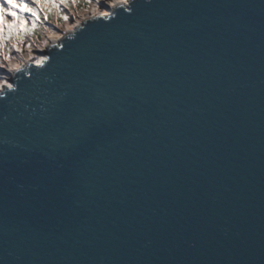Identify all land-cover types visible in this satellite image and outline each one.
Returning <instances> with one entry per match:
<instances>
[{
  "label": "water",
  "instance_id": "water-1",
  "mask_svg": "<svg viewBox=\"0 0 264 264\" xmlns=\"http://www.w3.org/2000/svg\"><path fill=\"white\" fill-rule=\"evenodd\" d=\"M43 54L0 90V264H264V0H129Z\"/></svg>",
  "mask_w": 264,
  "mask_h": 264
},
{
  "label": "rangeland",
  "instance_id": "rangeland-1",
  "mask_svg": "<svg viewBox=\"0 0 264 264\" xmlns=\"http://www.w3.org/2000/svg\"><path fill=\"white\" fill-rule=\"evenodd\" d=\"M41 1L43 8L45 7L49 11L52 19L50 22L42 20L41 10L39 11L37 7L38 4L35 5L31 0H0V63L4 67H9V64L13 62L18 63L19 60L17 59L21 55L33 57L34 60L31 61H35L41 54L39 49L47 44L51 36L62 35L63 31L72 25V22L92 15L95 5L97 6L96 10H101L103 9V6H100L101 2H111V0H77V4H75L73 1L69 3V0ZM37 2L40 4V1ZM11 21H13L12 25L7 28V24ZM38 23L43 26L40 40L37 37L27 38L24 36L23 32L28 27L35 26ZM6 28L7 31L5 32ZM11 36H14V38ZM16 39H18V43H16ZM10 41L12 43H9ZM4 46L8 47L6 56L3 52Z\"/></svg>",
  "mask_w": 264,
  "mask_h": 264
},
{
  "label": "bare ground",
  "instance_id": "bare-ground-1",
  "mask_svg": "<svg viewBox=\"0 0 264 264\" xmlns=\"http://www.w3.org/2000/svg\"><path fill=\"white\" fill-rule=\"evenodd\" d=\"M121 3H124L127 5L129 3V0H111L110 3L101 2L100 6L104 5L105 7L103 6V9L96 10L97 6L95 5V7H94L95 10H94L93 14H96V13L109 14L110 9L114 8L115 6H117L118 4H121ZM80 23H81V20H79V19L72 22V25L67 29V31L68 32L73 31ZM61 37H62L61 34L51 36L48 40V43H51L53 41H59V38H61ZM41 50L44 51L45 48H43ZM42 51H41V54L35 59L34 62H36V61L41 62V60L45 56V54H43ZM31 60H34L33 57H29L28 55H26L18 63L13 62V63L9 64V67H7L5 69L0 68V90L3 89L6 85L11 84V82L9 81V77L12 75V73L14 72L15 69H17L21 65L27 66L28 62Z\"/></svg>",
  "mask_w": 264,
  "mask_h": 264
},
{
  "label": "trees",
  "instance_id": "trees-1",
  "mask_svg": "<svg viewBox=\"0 0 264 264\" xmlns=\"http://www.w3.org/2000/svg\"><path fill=\"white\" fill-rule=\"evenodd\" d=\"M69 3H71V0H69ZM57 10H59V9H57ZM58 12H60V11H58ZM42 27L43 26L38 23L35 26L28 27V29L25 32H23V34L27 38H29V37H37V39L40 40L42 38L41 37V35H42V32H41L42 31ZM11 37L13 38L14 36H11Z\"/></svg>",
  "mask_w": 264,
  "mask_h": 264
},
{
  "label": "built area",
  "instance_id": "built-area-1",
  "mask_svg": "<svg viewBox=\"0 0 264 264\" xmlns=\"http://www.w3.org/2000/svg\"><path fill=\"white\" fill-rule=\"evenodd\" d=\"M12 22H13V21H11V22H9V23L7 24V28H8L9 25H12ZM7 28H6L5 32L7 31ZM13 38H14V37H13ZM17 40H18V39H16V43H18ZM9 43H12V42L10 41ZM18 47H19V46H18ZM21 48H22V50H24L23 47H21ZM43 48H44V47H42L41 49H43ZM41 49H39V50H41ZM7 50H8V47H7ZM30 50H32V49H30ZM17 52H19V51H17ZM24 56H25V55H24ZM24 56L21 55L20 57H18L17 60L20 61ZM29 57H30V56H29ZM19 61H18V62H19ZM16 63H17V62H16ZM0 67H1L2 69L7 68L6 66L4 67L3 64H1V63H0Z\"/></svg>",
  "mask_w": 264,
  "mask_h": 264
}]
</instances>
